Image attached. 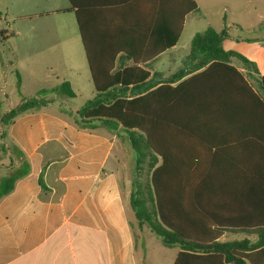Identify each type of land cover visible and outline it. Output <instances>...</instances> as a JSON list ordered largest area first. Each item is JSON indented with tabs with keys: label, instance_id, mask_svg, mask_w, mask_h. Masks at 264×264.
<instances>
[{
	"label": "trees",
	"instance_id": "1",
	"mask_svg": "<svg viewBox=\"0 0 264 264\" xmlns=\"http://www.w3.org/2000/svg\"><path fill=\"white\" fill-rule=\"evenodd\" d=\"M67 1L70 8L57 12L75 16L95 92L72 121L79 129L103 127L125 136L135 153L129 206L138 229L146 227L164 247L178 248L173 264H264V138L256 140L252 128L260 123L264 133V98L233 61L264 90L256 65L224 50L223 41L230 38L226 26L220 31L207 27L192 36L186 67L152 81L159 74L151 75L143 63L154 56L143 60L127 48L153 41L160 44L159 52L172 48L186 19L198 12L194 0ZM95 5L104 16L100 41L113 36L116 51L109 59L101 52L91 55L85 33L84 11ZM115 54L132 63H114ZM46 91L4 113L0 97V153L9 161V172L0 178V200L30 172L7 129L16 118L51 104L41 97ZM50 92L75 97L68 81ZM225 125L229 148L240 145L244 156L224 154ZM43 170L38 177L42 193L48 190ZM224 234L255 239L222 242Z\"/></svg>",
	"mask_w": 264,
	"mask_h": 264
},
{
	"label": "crops",
	"instance_id": "2",
	"mask_svg": "<svg viewBox=\"0 0 264 264\" xmlns=\"http://www.w3.org/2000/svg\"><path fill=\"white\" fill-rule=\"evenodd\" d=\"M194 1L201 15L202 8L197 0ZM69 8H56L51 12ZM225 9L226 6L223 11ZM103 20L97 5L84 11L83 25L92 43L91 55L95 57L94 52H101L109 59L116 49L111 44L112 33L105 42L99 39L104 35L101 31ZM178 41L179 38L172 48L163 52H159L160 44L155 41L127 50L143 60L154 56V60L144 65L161 66L177 51ZM80 46V57L82 55L87 65L82 40ZM223 48L253 62L258 75L264 77V37L245 40L230 37L223 41ZM12 55L17 57L14 52ZM121 55L115 54L114 63H132ZM63 81H68L72 88L71 80L57 76L47 91ZM0 97L2 113L19 104L17 100L15 104H8L7 94L2 90ZM55 99L58 98L38 112L16 118L7 129L8 139L26 155L30 172L0 200V264H150L147 257L137 256L135 236L130 227V223L135 222L134 216L132 211L129 216L127 210L129 195L127 204L112 155L115 134L103 127L77 128L64 117ZM260 125L256 123L252 127L256 140L264 138ZM223 131L224 154L230 158L244 156L240 145L229 148L231 138L226 139V125ZM5 157L8 155L0 153V165ZM43 167V182L48 189L44 193L38 185ZM178 252L175 248L169 264L174 263ZM194 262L191 264H221L219 261Z\"/></svg>",
	"mask_w": 264,
	"mask_h": 264
},
{
	"label": "rangeland",
	"instance_id": "3",
	"mask_svg": "<svg viewBox=\"0 0 264 264\" xmlns=\"http://www.w3.org/2000/svg\"><path fill=\"white\" fill-rule=\"evenodd\" d=\"M197 1L202 8L201 15L195 13L185 22L177 51L169 56L166 63L149 68L151 75L159 74L152 81L164 79L179 68L186 67L185 58L192 36L207 27L218 31L226 26L229 36L238 40L264 37V0ZM69 7L67 0H0V90L7 94L8 104L35 97L40 90H47L54 84L57 76L71 80L75 97H54L49 91L42 93L41 97L51 101L58 98L55 102L59 103L60 111L69 121H72L75 112L94 98L88 66L82 55L80 57L81 40L75 16L72 12H51L56 8ZM13 52L17 57L13 58ZM233 65L244 75L253 90L264 98V90L259 88L256 78L240 70L237 61L234 60ZM113 139V160L127 203L135 153L125 136L115 135ZM3 161L0 175L9 172L8 157ZM127 210L130 216L129 206ZM132 230L138 258L147 257L150 264L170 263L175 248L164 247L146 227L139 230L135 222ZM245 237L255 239L254 236L224 234L220 241Z\"/></svg>",
	"mask_w": 264,
	"mask_h": 264
},
{
	"label": "built area",
	"instance_id": "4",
	"mask_svg": "<svg viewBox=\"0 0 264 264\" xmlns=\"http://www.w3.org/2000/svg\"><path fill=\"white\" fill-rule=\"evenodd\" d=\"M0 21H1V18H0Z\"/></svg>",
	"mask_w": 264,
	"mask_h": 264
}]
</instances>
